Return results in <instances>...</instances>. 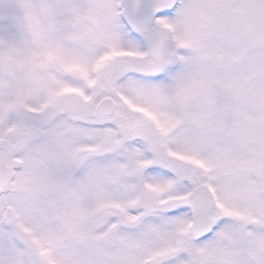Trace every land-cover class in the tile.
Segmentation results:
<instances>
[{
    "label": "snow or ice",
    "instance_id": "1",
    "mask_svg": "<svg viewBox=\"0 0 264 264\" xmlns=\"http://www.w3.org/2000/svg\"><path fill=\"white\" fill-rule=\"evenodd\" d=\"M0 264H264V0H0Z\"/></svg>",
    "mask_w": 264,
    "mask_h": 264
}]
</instances>
